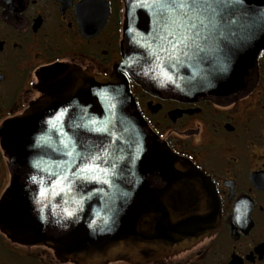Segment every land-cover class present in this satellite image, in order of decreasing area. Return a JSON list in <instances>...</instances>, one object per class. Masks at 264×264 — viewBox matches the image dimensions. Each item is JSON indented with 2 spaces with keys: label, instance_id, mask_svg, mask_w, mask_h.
I'll return each instance as SVG.
<instances>
[{
  "label": "water",
  "instance_id": "95a60500",
  "mask_svg": "<svg viewBox=\"0 0 264 264\" xmlns=\"http://www.w3.org/2000/svg\"><path fill=\"white\" fill-rule=\"evenodd\" d=\"M122 1L113 72L46 66L41 95L0 128L10 173L0 230L76 264L159 261L217 229L211 180L150 130L129 79L163 99L223 104L254 85L264 50V0H233L199 48L154 39L151 10Z\"/></svg>",
  "mask_w": 264,
  "mask_h": 264
},
{
  "label": "flooded vegetation",
  "instance_id": "af4514ba",
  "mask_svg": "<svg viewBox=\"0 0 264 264\" xmlns=\"http://www.w3.org/2000/svg\"><path fill=\"white\" fill-rule=\"evenodd\" d=\"M122 0H0V128L37 99L39 71L55 63L110 75L121 62ZM150 130L209 177L219 225L159 261L106 264H264V50L254 85L227 103L163 99L129 80ZM0 144V203L10 183ZM0 264H76L47 246L12 241L0 230Z\"/></svg>",
  "mask_w": 264,
  "mask_h": 264
},
{
  "label": "snow or ice",
  "instance_id": "6c2138e0",
  "mask_svg": "<svg viewBox=\"0 0 264 264\" xmlns=\"http://www.w3.org/2000/svg\"><path fill=\"white\" fill-rule=\"evenodd\" d=\"M139 6L151 10L155 24L154 39L168 42L169 37L174 45L199 48L197 40L201 33L214 30L218 18L233 0H137ZM166 34V35H165ZM183 52V49H181ZM99 130V129H97ZM89 170V169H83Z\"/></svg>",
  "mask_w": 264,
  "mask_h": 264
}]
</instances>
